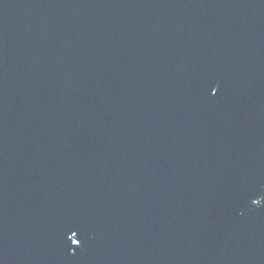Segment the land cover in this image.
Segmentation results:
<instances>
[{
    "label": "water",
    "instance_id": "95a60500",
    "mask_svg": "<svg viewBox=\"0 0 264 264\" xmlns=\"http://www.w3.org/2000/svg\"><path fill=\"white\" fill-rule=\"evenodd\" d=\"M0 264H264V0H0Z\"/></svg>",
    "mask_w": 264,
    "mask_h": 264
}]
</instances>
